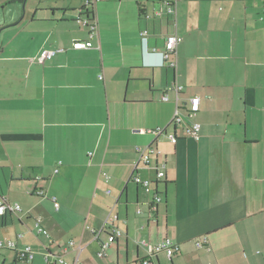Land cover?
I'll use <instances>...</instances> for the list:
<instances>
[{
  "label": "crops",
  "instance_id": "crops-1",
  "mask_svg": "<svg viewBox=\"0 0 264 264\" xmlns=\"http://www.w3.org/2000/svg\"><path fill=\"white\" fill-rule=\"evenodd\" d=\"M23 5L0 24V206L20 207L0 214V241L15 244L0 264H139L144 242L165 239L179 253L153 264H264V0ZM171 34L182 40L163 60ZM43 50L56 53L40 64ZM176 84L180 107L199 98L197 139L171 123ZM158 128L178 140L144 132ZM109 213L99 240L122 235L98 257Z\"/></svg>",
  "mask_w": 264,
  "mask_h": 264
},
{
  "label": "built area",
  "instance_id": "built-area-1",
  "mask_svg": "<svg viewBox=\"0 0 264 264\" xmlns=\"http://www.w3.org/2000/svg\"><path fill=\"white\" fill-rule=\"evenodd\" d=\"M165 12L166 13H173L174 12V8L172 5H166L165 8ZM162 13H164L161 10L155 11V15L159 16ZM142 40H145V35H146V31H142L140 33ZM182 38L176 34H171L168 35L166 37L165 40V44L162 50H160L158 52V54L162 57V59H167L170 56H172L177 48V45L181 42ZM73 47L76 49H88L92 47V43L90 41H76L73 44ZM56 53V50H43L41 51L40 55L37 58L38 63L42 64L44 63L45 60L49 59L50 57H52L54 54ZM175 62L173 61L170 64V67L175 68ZM100 79L102 78L101 76L99 77ZM173 91L175 92V110L174 113L172 115L171 118V123L175 126L180 125L181 123L186 122V133L189 137H193V138H198V133H199V129H200V124L196 121H193L192 118L196 115V113L199 110V98L198 97H193L191 99H189V106L185 107L182 106L180 107L177 104L178 101V94L181 92L182 87L179 85H175L173 88ZM167 96L163 95L162 96V100H167ZM184 110V111H183ZM145 133H149V134H153L155 136H159V135H164L166 136L171 142H176L178 140V137L173 134H166L164 128H158V129H154V130H147L144 131ZM150 151H153L152 149H150ZM145 161V163H148V157L147 156H143L142 157ZM103 175L105 177H107L106 174L103 173ZM164 176V172H158L157 173V177L161 178ZM130 180L140 186H142L145 190H148L151 183L148 180H142L140 179L137 175H132L130 177ZM40 195H42V192L39 193ZM154 198L153 201L151 203V208L153 210H156L157 204L160 202V197L158 194H154ZM53 204L55 209L59 208V204L55 201V199H53ZM20 207L17 204H10V203H3L0 206V214H3L6 211L9 212H16L19 211ZM137 212L139 213L140 210L138 209ZM115 218V216H113L111 213H109L104 221V224L102 226V228L99 231H95L94 232V240L99 241V245H100V250L97 253L98 257H102L106 248L109 246V244H111L117 237L122 235V232L118 229H113L112 232H110L107 235L106 240H99L98 236L101 232L104 231V229L106 227H108L110 225V223L113 221V219ZM37 225V233L44 235L45 237L48 238V233L45 229L39 227L38 224ZM74 242H70V245H73ZM145 247H146V251L148 254V257L145 259H142L141 261H139V264H153V260H152V256L156 255L157 253H161L164 252L168 258H172L174 255H176L177 253H179V246L177 244H175L173 241L169 240V239H165L162 241H159L153 245H150L148 242H144ZM199 245V244H198ZM3 248H7V249H14L15 248V244L12 241H6V242H2L0 241V249ZM78 249H81V246L78 245ZM34 254L33 252L30 250V247H25L24 249L19 251V257L22 259H26L27 261L32 260ZM45 261L46 264H68V262L65 260L63 255H57L54 256L53 259H49L48 255L45 254Z\"/></svg>",
  "mask_w": 264,
  "mask_h": 264
},
{
  "label": "rangeland",
  "instance_id": "rangeland-1",
  "mask_svg": "<svg viewBox=\"0 0 264 264\" xmlns=\"http://www.w3.org/2000/svg\"><path fill=\"white\" fill-rule=\"evenodd\" d=\"M23 7H24V5L20 4V3H7L6 0H0V24H4V22H11V20H15V18L20 19L22 16L21 10L23 9ZM7 29L1 30V28H0V33L2 32V35H1L2 39H3V37L6 33L5 31H7ZM198 251H201V250L198 249ZM3 254L9 255L11 253L8 252L7 249H0V255H3ZM206 259L207 260H206L205 264H214V260H213L211 254Z\"/></svg>",
  "mask_w": 264,
  "mask_h": 264
},
{
  "label": "trees",
  "instance_id": "trees-1",
  "mask_svg": "<svg viewBox=\"0 0 264 264\" xmlns=\"http://www.w3.org/2000/svg\"><path fill=\"white\" fill-rule=\"evenodd\" d=\"M7 3H20L24 4L26 0H6ZM85 15L87 16H93V12L89 10H85Z\"/></svg>",
  "mask_w": 264,
  "mask_h": 264
}]
</instances>
